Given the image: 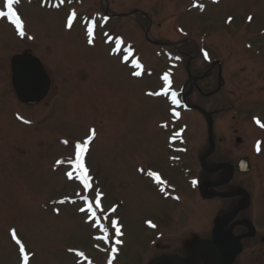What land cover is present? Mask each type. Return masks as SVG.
Returning <instances> with one entry per match:
<instances>
[{
	"label": "rangeland",
	"instance_id": "obj_1",
	"mask_svg": "<svg viewBox=\"0 0 264 264\" xmlns=\"http://www.w3.org/2000/svg\"><path fill=\"white\" fill-rule=\"evenodd\" d=\"M71 2L72 5L58 2L65 5L64 8L50 11L40 6L38 0L23 1L19 8L27 22L28 33L24 37L17 38L12 34L13 29L0 21V264H18L15 246L12 242L8 246L3 233L6 234L7 229L16 230L26 253L33 255L32 264H75L66 249H90L92 231L83 223L79 225L82 217L75 214L74 207L60 208L58 215L53 213L57 198L75 193V184L65 176L69 171L66 163L72 158L73 142L81 141L90 126H96L98 131L87 157L90 170L98 181L101 179L106 184L109 198L106 202L113 203L120 198L121 203L124 237L116 261L118 264H147L161 251L154 248L145 255L155 231L144 227L143 220L150 217L160 227L159 214H165L162 212H166V208L170 215L176 213L163 201L151 200L150 185L151 190H155V186L145 176L152 171V166L161 172L168 171L155 159L156 153L151 149L156 139L153 128L162 118L168 119V106L164 100L146 95L159 92L164 86V81L158 84L156 77V74L160 78L164 75V57L160 52L156 54L162 49L143 40L148 22L139 14L129 20L122 18L109 23L108 30L122 35L152 72L144 79L132 78L128 74L130 68L122 66L118 58L108 56L109 46L102 45L100 32L95 46L88 47L80 19L76 18L73 28L66 27L71 9L77 10L79 16L103 13L101 0ZM190 4L191 0H107L110 13H125L135 8L148 13L154 38H169L186 55H194L190 65L202 92L216 89V76L222 75L219 92L204 97L193 88L190 99L218 113L213 122L214 161H222L227 155L228 164L234 165L236 159L245 154L255 158L250 173L235 172L223 190L240 191L241 185L249 186L254 205L262 210L263 222L256 224L264 228V160L257 161L264 153L249 151V142L256 137L262 138L264 151V127L255 123L259 120L264 124V0H219L215 5L202 2L203 7L197 10H189ZM176 14L183 15L176 18L175 24ZM227 17H231L228 24ZM186 32L197 46H206L212 59L220 64H204L193 42L181 41V34L186 36ZM29 36L33 39H28ZM27 48L41 59L53 84L38 105L23 107L16 102L11 89L9 58ZM175 81V86L186 92L187 76L182 71ZM230 103L234 104L228 110ZM17 109L23 122L14 113ZM181 119L190 120L186 122L189 123L188 138L195 136L203 149L207 144L203 119L193 112L183 113ZM27 120L30 123H25ZM183 122L173 123L175 130L185 133ZM61 136L69 142L67 145L60 143ZM166 136V133L163 138L158 136L160 143ZM237 136L242 138L241 144L235 143ZM57 160L64 163L57 165ZM140 169L143 171H138ZM185 188L183 186L182 192ZM257 189L261 197L255 196ZM231 202L234 201H223V206ZM219 204L214 200L211 207L215 209ZM184 208L177 214L182 215L180 232L185 233L189 224L184 215L192 211L188 206ZM212 211L203 212V222L198 223L201 229L194 223L193 230L201 232L202 228H208L210 223L204 222L209 215L213 216ZM175 231H168L169 236L175 234L170 237L173 242L179 232ZM204 234L207 235V231ZM163 248L166 253L179 251L172 242L169 248ZM189 255L183 254L185 258ZM233 264H264V253L246 251Z\"/></svg>",
	"mask_w": 264,
	"mask_h": 264
},
{
	"label": "snow or ice",
	"instance_id": "obj_2",
	"mask_svg": "<svg viewBox=\"0 0 264 264\" xmlns=\"http://www.w3.org/2000/svg\"><path fill=\"white\" fill-rule=\"evenodd\" d=\"M215 2V0H214ZM20 3V0H3L2 8H0V18H7V20L11 23V25L14 26V30L16 33L24 37L25 36V22L23 21L20 13L17 11L15 5H18ZM203 7L202 5L200 6ZM76 20V12L72 11L67 16V22L66 27L68 29L73 28L74 21ZM231 20V17H229V21ZM248 20L251 21L252 17L249 16ZM87 33V43L89 45L94 44V38H93V24H89L86 29ZM28 39H33V37L29 36ZM117 46L120 44V40L116 41ZM117 49L113 48L112 51L115 52ZM205 57L207 58V54L205 53ZM125 60H127V56L124 57ZM134 67L136 69H142V65L138 61H132ZM134 77H140L142 75V71H133L131 73ZM162 80L164 81V86L159 92H148L146 95L149 96H159L169 95L170 90V82H169V74L165 73L162 77ZM171 101L173 104H179V100L177 99L176 93H171ZM174 115H179L176 112H173ZM18 119H23L22 117H17ZM25 123H30L29 121H25ZM257 124H260L259 120H256ZM261 127H264V124H260ZM178 135V133H177ZM96 137V130L94 128H91L88 130V135L83 141H76L74 144V158H70L67 161V164L70 168L69 171L65 172V176L69 180H76L79 181L80 185L82 186L83 192L87 193L84 195H80V199L84 202V206L80 207L78 209L79 212L87 214L88 221H92V227L99 229L102 235L95 237L98 240H108V232L109 228L105 226V223L100 218V216H103L104 220L108 219V214H105L103 212L101 200L103 198V193L99 191L98 188H95L92 181L93 177L90 174L89 168L86 166L85 162V156L89 151V145L91 142L94 141ZM62 143L67 145L69 142L67 140H63ZM257 150L259 151V147H257ZM64 163L62 160H57L56 164L60 165ZM138 171H143L142 169ZM148 176L152 177L157 184H163V181L161 180L159 174L155 172L149 171ZM195 184L196 182L193 181ZM164 189L161 188V191ZM94 193V199H90V195ZM64 200H61L60 203H64ZM116 211V206H113L111 209H109V213H114ZM58 212V210H57ZM150 223V222H149ZM110 226L112 229H114L116 243H120V240L118 239L120 236L123 235L121 231V226L119 225L118 219H112L110 221ZM11 239L15 241V244L19 246V255L22 258V264H28L29 261V255L25 251V245L22 243V241L18 238L17 232L15 229L11 230ZM80 256H83L84 253H79ZM109 264H111V260H109Z\"/></svg>",
	"mask_w": 264,
	"mask_h": 264
},
{
	"label": "water",
	"instance_id": "obj_3",
	"mask_svg": "<svg viewBox=\"0 0 264 264\" xmlns=\"http://www.w3.org/2000/svg\"><path fill=\"white\" fill-rule=\"evenodd\" d=\"M12 82L18 97L26 103H35L44 95L48 78L40 62L24 53L12 58Z\"/></svg>",
	"mask_w": 264,
	"mask_h": 264
}]
</instances>
